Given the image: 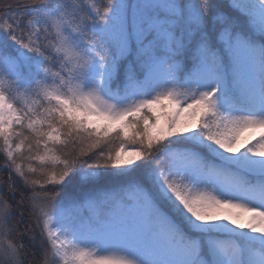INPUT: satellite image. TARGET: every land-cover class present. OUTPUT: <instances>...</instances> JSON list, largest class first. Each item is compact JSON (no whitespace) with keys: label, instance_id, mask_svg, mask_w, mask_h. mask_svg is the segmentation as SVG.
Returning <instances> with one entry per match:
<instances>
[{"label":"snow or ice","instance_id":"snow-or-ice-1","mask_svg":"<svg viewBox=\"0 0 264 264\" xmlns=\"http://www.w3.org/2000/svg\"><path fill=\"white\" fill-rule=\"evenodd\" d=\"M0 264H264V0H0Z\"/></svg>","mask_w":264,"mask_h":264},{"label":"rangeland","instance_id":"rangeland-1","mask_svg":"<svg viewBox=\"0 0 264 264\" xmlns=\"http://www.w3.org/2000/svg\"><path fill=\"white\" fill-rule=\"evenodd\" d=\"M255 135L256 133H252L250 131H244L243 133H241L240 143H243L245 139H251ZM237 146H239V144Z\"/></svg>","mask_w":264,"mask_h":264}]
</instances>
